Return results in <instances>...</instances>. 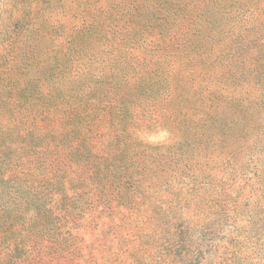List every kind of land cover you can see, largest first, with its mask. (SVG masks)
<instances>
[{"label":"rangeland","instance_id":"374dc122","mask_svg":"<svg viewBox=\"0 0 264 264\" xmlns=\"http://www.w3.org/2000/svg\"><path fill=\"white\" fill-rule=\"evenodd\" d=\"M262 51L264 0H0V264H264Z\"/></svg>","mask_w":264,"mask_h":264},{"label":"trees","instance_id":"16d2710c","mask_svg":"<svg viewBox=\"0 0 264 264\" xmlns=\"http://www.w3.org/2000/svg\"><path fill=\"white\" fill-rule=\"evenodd\" d=\"M208 22V24H209V26H210V28L212 29V26L213 27H216V24H218L217 23V21L215 22V21H207ZM218 35H219V31H218ZM227 35H222V38H224V37H226ZM215 42L217 43L218 41L217 40H215ZM233 42V41H232ZM213 48H214V46L212 45L211 47H205L204 48V50H205V52H201L202 54L203 53H205L206 55H205V57L206 58H208V56H209V54H211L212 53V51H213ZM207 51H211V52H207ZM215 53V52H214ZM257 54L258 53H255V54H253V53H250L249 54V58H251V57H253V56H257ZM260 57H262L263 59H264V51H262V52H260ZM216 58H218V55L216 56ZM254 70L253 69H249V73H251L252 74V72H253ZM262 76L264 77V64H263V66H262ZM201 262V261H200ZM199 263V262H198Z\"/></svg>","mask_w":264,"mask_h":264}]
</instances>
